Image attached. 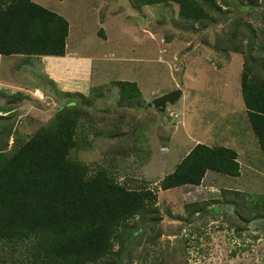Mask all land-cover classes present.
<instances>
[{
	"label": "rangeland",
	"instance_id": "rangeland-1",
	"mask_svg": "<svg viewBox=\"0 0 264 264\" xmlns=\"http://www.w3.org/2000/svg\"><path fill=\"white\" fill-rule=\"evenodd\" d=\"M34 1L64 16L70 33L64 58L43 57L26 63L22 56H0V88L27 96L16 101L19 132L28 135L54 115L62 101L52 88L56 82L60 92H77V86L85 95L93 88L108 91L93 107L102 118L101 123H94L97 132L87 126V147L72 155L91 172L107 169L121 181L132 179L134 189L143 182L155 189L198 143L227 146L239 153L242 174L238 178L209 171L200 186L160 191L159 218L163 219L157 221L162 222L158 225L162 235L154 245L150 238L156 229L148 223L142 226L136 235L142 238L139 253L132 264H264V221H254L243 242L224 222V217L234 215L224 202L190 215L193 203L221 200L226 189L248 193L254 200L264 195V153L240 92L243 56L228 54L218 43L215 47L231 22L253 21L250 9L223 6L231 12L222 14L206 31L189 32L175 24V6L135 8L129 0ZM253 9L259 15L254 28L263 35L259 30L264 29L260 20L264 3ZM113 81L136 82L142 107L119 104L118 88L110 87ZM176 89H182L183 96L167 111L149 107ZM113 121H119L126 132L120 150L119 139L97 135L111 128ZM138 134L145 135L144 148L137 144V150L124 157L122 152L133 146L129 139ZM141 149L152 153H142L145 158L140 160L135 152ZM255 236L259 239L254 240ZM123 264L130 263L124 259Z\"/></svg>",
	"mask_w": 264,
	"mask_h": 264
},
{
	"label": "trees",
	"instance_id": "trees-1",
	"mask_svg": "<svg viewBox=\"0 0 264 264\" xmlns=\"http://www.w3.org/2000/svg\"><path fill=\"white\" fill-rule=\"evenodd\" d=\"M129 1L135 8L175 6V24L189 32L206 31L222 14L231 12L223 6L250 9L248 15L253 21L231 22L226 34L216 39L215 47L218 43L219 49L228 54L243 56L240 92L264 153V29L259 30L261 35L254 28L259 15L253 9L262 7L264 0ZM260 20L264 21L263 17ZM69 33L70 23L64 16L34 0H0L2 57L22 56L26 63L43 57H65ZM110 87L118 88L119 104L142 107V92L136 82L113 81ZM52 88L61 97L60 106L45 124L28 135L17 129L20 118L16 104L27 96L0 88V101L5 100L0 105V264H123L124 259L132 264L135 253H139L142 238L136 235L142 226L148 223L156 229V235L150 238L154 245L162 235L158 228L162 222L157 221L162 216L158 204L161 190L200 186L209 171L234 178L242 174L235 149L203 143H198L155 189L149 182L134 189L130 186L132 179L121 181L107 169L91 172L72 154L87 147V126L97 132L94 123H101L102 118L93 107L108 91L93 88L85 95ZM118 117L122 120L120 114ZM110 125L97 135L106 133L119 139L120 150L126 132L119 121ZM138 135L129 139L134 147L128 146L122 152L124 157L136 151L137 144L144 148L145 135ZM145 152L152 153L141 149L135 154L142 160ZM247 194L223 190L217 202L193 203L190 215L224 202L234 211L232 217H224V222L246 242L249 226L254 221H264V195L254 200Z\"/></svg>",
	"mask_w": 264,
	"mask_h": 264
},
{
	"label": "water",
	"instance_id": "water-1",
	"mask_svg": "<svg viewBox=\"0 0 264 264\" xmlns=\"http://www.w3.org/2000/svg\"><path fill=\"white\" fill-rule=\"evenodd\" d=\"M182 95L183 91L181 89H177L157 98L153 101V103L149 104V106L154 105L158 111L165 112L167 105H175L176 102L181 99ZM162 219L163 218H158V220Z\"/></svg>",
	"mask_w": 264,
	"mask_h": 264
},
{
	"label": "clouds",
	"instance_id": "clouds-1",
	"mask_svg": "<svg viewBox=\"0 0 264 264\" xmlns=\"http://www.w3.org/2000/svg\"><path fill=\"white\" fill-rule=\"evenodd\" d=\"M66 56H67V54H66ZM65 56V57H66ZM53 58H55V59H60V58H64V57H48V59H53ZM55 84H56V82H54ZM56 86V85H55ZM59 87V86H58ZM58 87L56 86V88L58 89ZM59 89H60V87H59ZM58 89V90H59ZM75 90H78L77 92H79L80 91V88L77 86L76 88H75ZM177 90V89H176ZM182 90V89H181ZM60 91V90H59ZM175 91V90H174ZM183 91V90H182ZM64 92H69V91H63L62 93H64ZM76 92V93H77ZM172 92V91H171ZM72 93H74V91L72 92ZM79 93H81V91L79 92ZM84 94V93H83ZM183 96V95H182ZM182 98V97H181ZM156 100V99H155ZM153 103V102H152ZM151 104V103H150ZM154 108H155V106L154 105H152ZM152 106H149V107H152ZM168 106H170L169 104L167 105V108L165 109V111H167V109H168ZM156 109V108H155ZM157 110V109H156ZM158 111V110H157ZM159 112H161V111H159Z\"/></svg>",
	"mask_w": 264,
	"mask_h": 264
}]
</instances>
